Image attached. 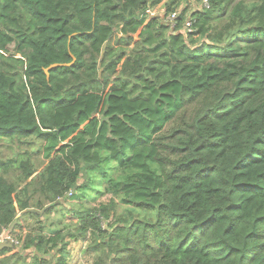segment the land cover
<instances>
[{
	"label": "trees",
	"instance_id": "trees-1",
	"mask_svg": "<svg viewBox=\"0 0 264 264\" xmlns=\"http://www.w3.org/2000/svg\"><path fill=\"white\" fill-rule=\"evenodd\" d=\"M159 1L0 0V139L45 161L0 160V233L77 205L20 264H70L73 240L93 264H264V0L146 19Z\"/></svg>",
	"mask_w": 264,
	"mask_h": 264
},
{
	"label": "rangeland",
	"instance_id": "rangeland-1",
	"mask_svg": "<svg viewBox=\"0 0 264 264\" xmlns=\"http://www.w3.org/2000/svg\"><path fill=\"white\" fill-rule=\"evenodd\" d=\"M167 0H160L155 5L147 8L145 10L146 13V19L149 17H157L161 18L164 22H167L166 16L169 13H166V6L165 2ZM204 5L202 4L201 0H178L177 5L175 6L174 11L178 12L182 8L187 9V15L194 10L203 8ZM134 38H136V34L133 35ZM9 49H11V45L8 46ZM101 72H102V67ZM99 71V69H98ZM100 72V74H101ZM99 74V75H100ZM30 143H26L24 140L18 141L17 139L8 140V139H0V160H6L9 158H19L20 156L24 157L26 155L29 156L30 162L35 164L37 166V171H39L43 165L45 164L44 159L42 158L39 151H36L39 141L33 142V140L28 139ZM36 171V172H37ZM16 171L11 168L7 173L4 175L8 179H13L16 175ZM118 172L114 171L113 175H117ZM86 173H82L80 179L78 180V183H81L82 181H85ZM72 190H74L72 188ZM70 194V192H68ZM97 192L94 190L87 189L86 192H83L82 195L87 196V199L80 200L83 205H90L97 202V200H104L107 198L106 195H101L98 197L96 195ZM39 193H37L34 198H37ZM98 197V198H97ZM60 203L55 202L54 205L48 209V210H38L41 211L39 214V217H28L23 218L21 215V212H17V218L18 223L12 224L8 229H5L1 232V234L8 233L11 237L14 239V243L12 244V247H9L7 249H10V251H7L4 256L12 255L16 253L14 258H17V255L20 254L21 257L18 258L20 264L23 260L22 257L25 258V262H30V255L31 251L34 250L33 246H30L28 248H22L24 240L28 236H33L35 231H37L38 226L42 223L43 230L42 233L44 234H50L53 230L62 228L64 229L63 232H67L66 230L68 228H71L74 223H76V217L73 213L69 212L68 209H71L72 207H76L77 205H73L72 202L66 201L63 198L59 199ZM48 204H45V207H47ZM117 211L121 212V207H117ZM68 225L67 227H65ZM10 241L9 239L4 240ZM85 245V242L83 240H73L69 241L68 243V261L70 264H93V257L91 258L88 254L83 253V247ZM47 255H51L50 258L51 261H55L57 258V254L49 253ZM14 260H12L9 264H14Z\"/></svg>",
	"mask_w": 264,
	"mask_h": 264
},
{
	"label": "built area",
	"instance_id": "built-area-1",
	"mask_svg": "<svg viewBox=\"0 0 264 264\" xmlns=\"http://www.w3.org/2000/svg\"><path fill=\"white\" fill-rule=\"evenodd\" d=\"M201 2H202V4L204 5V7L207 6V0H201ZM176 15H177V12H175V11L170 12V13L166 16V20H167V22H168V23H173V22H174V19H175V17H176ZM184 25H185V28H186V29L190 30L191 21H190L189 19H186V20L184 21ZM3 231H4V230H3ZM7 239H9L11 243H12V242H13V243L15 242L14 239H13V237H11L8 233H4V234H1V233H0V242H5L4 240H7ZM13 243H12V244H13Z\"/></svg>",
	"mask_w": 264,
	"mask_h": 264
},
{
	"label": "water",
	"instance_id": "water-1",
	"mask_svg": "<svg viewBox=\"0 0 264 264\" xmlns=\"http://www.w3.org/2000/svg\"><path fill=\"white\" fill-rule=\"evenodd\" d=\"M105 46H106V42H104L103 45H102L101 52H100V56H99V60H98V66H100V62H101V59H102L103 54H104ZM74 60H75V58L72 56V61L69 62V63H52V64H50L48 67H46V68L44 69L47 78H48V70H50L51 68H53V67H55V66H59V65H61V64H64V65H70L71 63L74 62ZM100 72H101V68H99L98 73L100 74ZM9 247H12V243H11L10 241L0 242V249H1V248H9Z\"/></svg>",
	"mask_w": 264,
	"mask_h": 264
}]
</instances>
